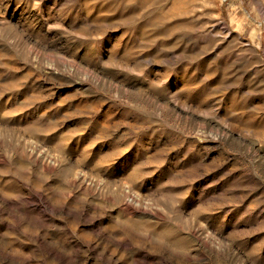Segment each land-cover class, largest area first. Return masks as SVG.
<instances>
[{"label":"rangeland","instance_id":"rangeland-1","mask_svg":"<svg viewBox=\"0 0 264 264\" xmlns=\"http://www.w3.org/2000/svg\"><path fill=\"white\" fill-rule=\"evenodd\" d=\"M0 264H264V0H0Z\"/></svg>","mask_w":264,"mask_h":264},{"label":"bare ground","instance_id":"bare-ground-1","mask_svg":"<svg viewBox=\"0 0 264 264\" xmlns=\"http://www.w3.org/2000/svg\"><path fill=\"white\" fill-rule=\"evenodd\" d=\"M130 198L132 199V197H130ZM134 199H135V198L133 197V200H134ZM136 199H137V197H136ZM136 199H135V202H136ZM133 200H132V201H133ZM129 201H131V200H129ZM138 202H140V201H138ZM131 203H132V202H131ZM131 203H126V204L129 205V204H131ZM132 204H133V203H132ZM135 204H136V203H135ZM133 205H134V204H133ZM126 206H127V205H126ZM135 206H136V205H135ZM129 207H130V206H129ZM127 208H128V207H127ZM138 208H139V207H138ZM130 209H131V208H130ZM138 210H140V209H138Z\"/></svg>","mask_w":264,"mask_h":264}]
</instances>
